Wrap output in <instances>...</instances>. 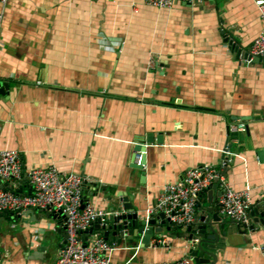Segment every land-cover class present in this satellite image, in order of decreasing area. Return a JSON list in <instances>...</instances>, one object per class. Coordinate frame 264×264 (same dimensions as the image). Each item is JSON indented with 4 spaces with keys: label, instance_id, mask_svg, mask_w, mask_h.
<instances>
[{
    "label": "crops",
    "instance_id": "obj_1",
    "mask_svg": "<svg viewBox=\"0 0 264 264\" xmlns=\"http://www.w3.org/2000/svg\"><path fill=\"white\" fill-rule=\"evenodd\" d=\"M261 25L254 0L168 9L142 0H0V149L16 151L25 170L79 174L84 201L97 208L119 211L122 195L145 214L188 169L219 167L228 145L225 179L235 191L250 189L252 211L264 198V62H246L243 53ZM238 120L245 130L229 133ZM137 147L145 149L141 170L132 163ZM16 191L30 192L26 178ZM219 196L216 188L202 194L196 215L217 210ZM256 218L242 235L220 234L210 249L215 264H264L256 249L264 226ZM10 219L0 213V264H55L60 220L45 213ZM220 219L225 228L232 223ZM95 225L83 240L101 235ZM139 242H112L110 264L187 256L184 239L170 231Z\"/></svg>",
    "mask_w": 264,
    "mask_h": 264
},
{
    "label": "built area",
    "instance_id": "obj_2",
    "mask_svg": "<svg viewBox=\"0 0 264 264\" xmlns=\"http://www.w3.org/2000/svg\"><path fill=\"white\" fill-rule=\"evenodd\" d=\"M192 0H142V3L168 9L175 2H191ZM254 5L261 21V30L252 42L246 62H264V0H254ZM235 46L234 42L230 39ZM110 42V43H109ZM115 48L117 42L109 41ZM246 125L242 121L228 124V132L244 131ZM228 145L222 152L219 167L204 164L188 169L180 181L167 183L158 194L153 207L146 209V216L161 213L169 227L185 230L196 223V207L199 197L209 190L213 184L219 190L217 215L228 218L234 224L247 223L252 202L250 189L233 190L227 183L223 169L229 163ZM141 153L134 156V164H139ZM26 178L30 192L21 194L17 183ZM10 184L9 187H5ZM84 179L79 174L60 173L55 166L38 167L25 170L21 158L16 151L0 149V213L11 219L23 216L26 211L45 213L60 220L59 228L65 232V243L58 249L55 264H110V252L114 245L104 240L103 236H95L92 240H83L93 225H104L112 212H107L86 202L82 196ZM63 217V218H62ZM42 228L33 229L40 235ZM164 245L157 240L154 245ZM264 261V242L256 248ZM155 264H190L184 257L175 262H158Z\"/></svg>",
    "mask_w": 264,
    "mask_h": 264
},
{
    "label": "water",
    "instance_id": "obj_3",
    "mask_svg": "<svg viewBox=\"0 0 264 264\" xmlns=\"http://www.w3.org/2000/svg\"><path fill=\"white\" fill-rule=\"evenodd\" d=\"M229 46L237 51V48L229 40ZM248 54L243 53V58H247ZM3 88L6 89L7 86L3 84ZM157 141H159L157 139ZM147 142H151L150 138L147 139ZM228 144V141H227ZM144 147H137L134 151L132 157V163L134 162V156L141 153V158L139 164L135 165L134 168L141 170L145 157ZM259 159L264 160L263 153L259 152ZM86 182L82 185V189L85 187ZM215 185L213 184L207 190V194L210 195L215 190ZM122 201V206L118 210H113L112 214L107 218L103 226L96 224L94 227L100 229L101 235L104 240L111 244L114 241L119 239L127 238L132 240L133 238L138 237L140 239L139 245L141 247L147 246L150 243V239L154 237L158 239L165 231L172 232L173 235H180L187 246V256L186 258L193 262V264H215L216 255L210 250L212 247L217 245L221 236L232 235L238 233L242 235L247 231V229L252 230L256 226L250 221V217L256 216L254 222L260 223L264 226V198L259 201L256 206L248 213L247 223L234 224L230 223L228 227L225 228L227 223L226 219L221 220L217 215L216 210L213 208H208V215L202 216L201 214L196 215V223L188 226L185 230L179 229L178 234L175 231L178 229L176 227H159L158 224L164 225L167 224V220L163 218L161 213H152L149 216H146L143 213L135 211L130 202V198L127 196H120ZM4 214V213H2ZM27 215H34L33 211H26L24 213ZM63 218V217H62ZM58 233L61 235L63 242L59 244L58 247H61L65 243L66 235L62 228H59ZM45 247L41 246L38 248L39 252H45Z\"/></svg>",
    "mask_w": 264,
    "mask_h": 264
},
{
    "label": "rangeland",
    "instance_id": "obj_4",
    "mask_svg": "<svg viewBox=\"0 0 264 264\" xmlns=\"http://www.w3.org/2000/svg\"><path fill=\"white\" fill-rule=\"evenodd\" d=\"M11 220V219H10ZM13 220V219H12ZM8 224V223H7Z\"/></svg>",
    "mask_w": 264,
    "mask_h": 264
},
{
    "label": "trees",
    "instance_id": "obj_5",
    "mask_svg": "<svg viewBox=\"0 0 264 264\" xmlns=\"http://www.w3.org/2000/svg\"><path fill=\"white\" fill-rule=\"evenodd\" d=\"M7 215V214H6ZM8 216V215H7Z\"/></svg>",
    "mask_w": 264,
    "mask_h": 264
}]
</instances>
